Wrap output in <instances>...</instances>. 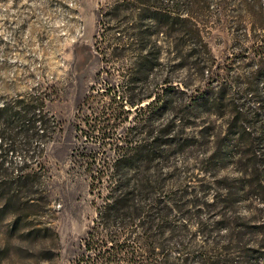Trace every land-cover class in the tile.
Wrapping results in <instances>:
<instances>
[{"label": "rangeland", "instance_id": "obj_1", "mask_svg": "<svg viewBox=\"0 0 264 264\" xmlns=\"http://www.w3.org/2000/svg\"><path fill=\"white\" fill-rule=\"evenodd\" d=\"M144 45L159 64L140 80ZM263 75L264 0H0V109L47 122L2 157L0 264H260L264 194L222 197ZM123 139L149 149L137 172L112 165Z\"/></svg>", "mask_w": 264, "mask_h": 264}, {"label": "trees", "instance_id": "obj_2", "mask_svg": "<svg viewBox=\"0 0 264 264\" xmlns=\"http://www.w3.org/2000/svg\"><path fill=\"white\" fill-rule=\"evenodd\" d=\"M149 24L156 25L160 17L157 12L152 13L148 17ZM144 52V54H142ZM155 63L149 61V49L148 45H144L140 48V74L143 76L142 79H146L152 70L159 64L158 57H155ZM259 71L257 77L255 76L251 84L254 86L257 94L259 93ZM264 81V75H263ZM152 95H147L140 99L138 102L141 103L143 99H150ZM224 97L221 96H206L203 99V104H210V106L218 107L219 102ZM255 100L249 103L248 106H240V110L237 111V115H233L232 125L235 128L234 144L232 148L226 151V155L235 159V163H239V176L236 181L240 183L238 187L232 186L223 193L222 200H236L240 195H243L246 190L245 188L255 187L264 194V96L256 95ZM154 99L150 100L146 105L140 106V110L147 111ZM138 103H132V106H136ZM166 103H163L165 107ZM40 106L26 107L23 111L20 110V106L16 105L0 109V166H3L5 160H3L4 154L14 153L15 151L21 150V145L28 146L33 142H36L37 138L43 135L47 122L45 120L46 113H42ZM25 139L23 142L19 141L17 145H14L18 139ZM123 144H116L112 147L115 152V158L113 159V166L117 169H126L127 171L135 170L136 172L140 169V160L149 162L150 158L149 149L147 146H140L139 142H127L123 139ZM156 141L155 137L147 145H153ZM252 169V172H248ZM252 175L255 180L247 179V176ZM125 175V174H124ZM93 176V175H92ZM123 176L119 175L116 180V184L121 181ZM249 180V181H248ZM249 183H245V182ZM126 186V185H124ZM124 186L115 188L117 195L109 196L105 202L103 208L105 211H113L116 213L120 212L119 208H116V204L126 198V190ZM91 187V190H93ZM234 198V199H233ZM264 205V198L262 199ZM3 207L0 208V211ZM247 250V249H246ZM257 252H259V263L264 264V241L261 245H258ZM244 256V255H243ZM239 261L240 263L249 264L244 258ZM248 260V259H247Z\"/></svg>", "mask_w": 264, "mask_h": 264}]
</instances>
